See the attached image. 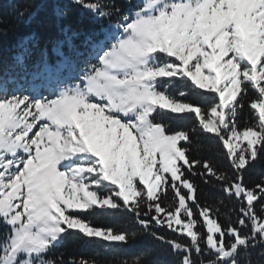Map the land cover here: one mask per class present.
<instances>
[{
  "label": "snow or ice",
  "instance_id": "1",
  "mask_svg": "<svg viewBox=\"0 0 264 264\" xmlns=\"http://www.w3.org/2000/svg\"><path fill=\"white\" fill-rule=\"evenodd\" d=\"M71 2L119 19L74 75L63 77L66 60L53 68L42 53L34 66L54 85L47 96L9 93L0 81V264H114L101 253L45 257L68 234L105 251L128 244L135 231L84 219L115 211L145 231L155 225L180 236L151 232L179 264H239L241 249L264 245V182L248 187L243 178L264 153V0H140L124 14L103 0ZM178 81L188 90L173 94ZM190 93L211 103L187 101ZM187 116L191 128L174 132L157 119ZM193 135L216 139L233 174L190 158L182 142ZM196 175L235 199V222L221 224L218 208L200 204ZM145 255L116 264H144Z\"/></svg>",
  "mask_w": 264,
  "mask_h": 264
},
{
  "label": "trees",
  "instance_id": "2",
  "mask_svg": "<svg viewBox=\"0 0 264 264\" xmlns=\"http://www.w3.org/2000/svg\"><path fill=\"white\" fill-rule=\"evenodd\" d=\"M103 2L119 8L120 14L134 11L140 4L135 0H103ZM21 11L24 12L23 16L19 15ZM118 19V14L98 19L81 5L73 4L71 0H0V81L7 82L9 93L19 87L30 89L29 83L32 78L25 80L23 77L26 72L38 74L33 81L45 82L42 78V75H45L42 69L34 66L45 50L47 63L53 68L57 66L59 59L67 57L65 59L67 65L61 68V74L68 68L75 71L79 65L83 67V61L87 59L92 46L102 37L104 31L109 29V25L114 24ZM17 57L23 58V64L17 61ZM76 57H78L76 64L68 63L69 58ZM49 82L52 83V81ZM180 90L188 89L179 81L170 89L173 94ZM185 99L204 108L211 103V100L197 93H190ZM247 111L246 99L245 115ZM161 119L170 125L169 131L173 132L190 129L195 123L192 116L180 120L169 117ZM240 126H244V116L240 117ZM182 146L190 149L187 153L190 158L200 161L210 160L219 170L233 174L228 160L221 154L219 142L211 135L199 137L193 135V143L185 145L182 142ZM243 178L248 187L264 182V153L257 161L247 166ZM190 179L196 186V196L201 205L207 204L218 208L221 224L226 226L229 218L235 222L239 205L234 198L228 197L220 190L219 182L211 177L202 178L199 175L190 176ZM206 179L208 182H205ZM256 208L259 211V204ZM84 219L90 220L97 227L111 228L116 232L135 231L137 236L126 245L105 251V245L95 240L85 241L79 235L68 234L45 258L56 259L62 254L63 259L67 260L69 256L91 257L94 253H101L98 259L111 260L116 264L121 259L146 253L143 258L144 264H179L178 258L171 253L170 248L151 235V232H157L168 239H180V236L166 227L153 225L145 231L138 225L134 216L123 211L89 214ZM5 231L6 226L0 223L1 238ZM73 231L75 230H70V233ZM241 231L244 232L247 229H241ZM237 260L239 264H264V245L249 248L247 253L241 249Z\"/></svg>",
  "mask_w": 264,
  "mask_h": 264
},
{
  "label": "rangeland",
  "instance_id": "3",
  "mask_svg": "<svg viewBox=\"0 0 264 264\" xmlns=\"http://www.w3.org/2000/svg\"><path fill=\"white\" fill-rule=\"evenodd\" d=\"M135 1H137V2H139L140 3V0H135ZM108 30V29H107ZM105 32H106V30L104 31V34L102 35V37L97 41V42H100V41H102V40H104V37H105ZM96 42V43H97ZM95 43V44H96ZM67 57L65 56V57H63L62 59H59L58 61H62V60H65ZM78 59V57H76V58H69L68 59V63L69 64H71V65H73V64H76V60ZM57 61V62H58ZM65 65H67V62H66V64ZM65 65L64 66H62V67H65ZM73 67V66H72ZM79 68H82L80 65L77 67V69H79ZM71 69L72 68H68L66 71H65V73H63V74H61L63 77H68L69 75H73L74 73H75V71H71ZM76 69V70H77ZM67 73V74H66ZM42 78L45 80V82L44 81H41V80H36V81H33V79L30 81V83H29V86H30V89H32V90H34V91H37V92H40V94H42V95H45V96H47L48 94H49V91L48 90H50L54 85H53V83H50L49 81H51L50 79H49V77L45 74V75H42ZM158 120H160L161 118H157ZM0 223H2V222H0ZM1 238V237H0Z\"/></svg>",
  "mask_w": 264,
  "mask_h": 264
}]
</instances>
